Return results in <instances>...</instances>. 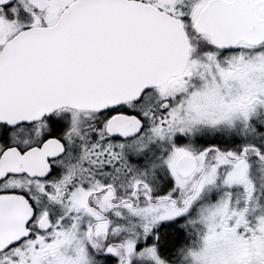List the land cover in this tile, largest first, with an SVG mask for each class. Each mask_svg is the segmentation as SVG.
<instances>
[{
  "label": "snow or ice",
  "instance_id": "obj_1",
  "mask_svg": "<svg viewBox=\"0 0 264 264\" xmlns=\"http://www.w3.org/2000/svg\"><path fill=\"white\" fill-rule=\"evenodd\" d=\"M0 264H264V0H0Z\"/></svg>",
  "mask_w": 264,
  "mask_h": 264
}]
</instances>
